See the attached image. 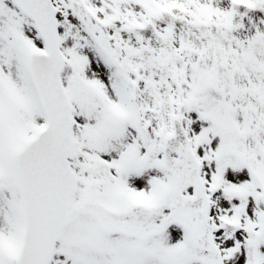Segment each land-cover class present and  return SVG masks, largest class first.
Masks as SVG:
<instances>
[{"label":"snow or ice","instance_id":"obj_1","mask_svg":"<svg viewBox=\"0 0 264 264\" xmlns=\"http://www.w3.org/2000/svg\"><path fill=\"white\" fill-rule=\"evenodd\" d=\"M0 264H264V0H0Z\"/></svg>","mask_w":264,"mask_h":264}]
</instances>
